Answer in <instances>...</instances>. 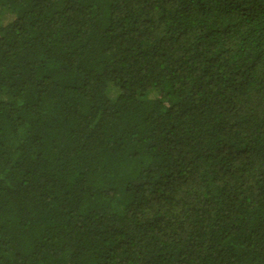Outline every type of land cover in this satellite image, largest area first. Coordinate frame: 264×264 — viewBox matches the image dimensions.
<instances>
[{
	"label": "trees",
	"instance_id": "1",
	"mask_svg": "<svg viewBox=\"0 0 264 264\" xmlns=\"http://www.w3.org/2000/svg\"><path fill=\"white\" fill-rule=\"evenodd\" d=\"M0 264H264V0H0Z\"/></svg>",
	"mask_w": 264,
	"mask_h": 264
},
{
	"label": "rangeland",
	"instance_id": "2",
	"mask_svg": "<svg viewBox=\"0 0 264 264\" xmlns=\"http://www.w3.org/2000/svg\"><path fill=\"white\" fill-rule=\"evenodd\" d=\"M108 93L111 98H114L118 94V90L113 85H110Z\"/></svg>",
	"mask_w": 264,
	"mask_h": 264
}]
</instances>
